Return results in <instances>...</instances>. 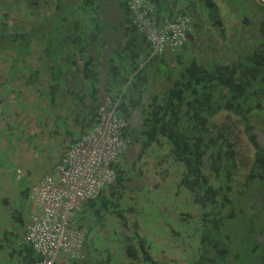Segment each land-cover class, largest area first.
I'll return each mask as SVG.
<instances>
[{"label":"crops","instance_id":"crops-1","mask_svg":"<svg viewBox=\"0 0 264 264\" xmlns=\"http://www.w3.org/2000/svg\"><path fill=\"white\" fill-rule=\"evenodd\" d=\"M3 1L8 14L3 31H26L28 38L15 49L0 50V264H33L37 256L26 241V225L38 210L31 200L32 186L53 173L66 151L88 132L105 96L114 101L127 94L129 114L122 113L132 126L143 121L144 109L151 110L155 96L171 87L164 88V82L179 75L193 60L213 70L252 55L262 39L264 5L260 0H169L164 17L189 14L193 29L186 46L152 57L149 43L135 28L127 35L124 23H101L94 33L85 34L83 41L79 39L83 34L76 33L80 24L49 22L57 13V0H40L39 4L33 0ZM61 29L74 32L70 41L64 37V47L60 46ZM105 32L109 38L103 39ZM90 59L101 63L92 69L95 81L85 74V62ZM134 82L137 89L129 93V84ZM160 88L163 91L159 92ZM130 95L134 100L141 98V103L132 105ZM136 144L132 142L118 165L127 177L124 188L118 183L117 188L105 190L78 215L79 224L87 231L86 259L68 264H145L133 229L130 234L133 222L126 209L135 200L144 206L153 190L152 178L148 190L144 177L133 173L142 165L137 161L141 145ZM158 149H148L142 160L154 163ZM160 187L150 197L155 199L154 205L157 199L169 196V188ZM154 205L149 203L150 209ZM174 216L172 219H178ZM157 222L160 235H152L149 244H154L155 250L148 252L158 251L155 260L165 264L169 228ZM142 225L138 233L145 236L148 229Z\"/></svg>","mask_w":264,"mask_h":264},{"label":"trees","instance_id":"trees-1","mask_svg":"<svg viewBox=\"0 0 264 264\" xmlns=\"http://www.w3.org/2000/svg\"><path fill=\"white\" fill-rule=\"evenodd\" d=\"M128 1L116 0L119 8L126 15L129 14V11H127ZM153 1L156 8L154 12L148 13L149 15L146 17H150L152 20H160L164 17V11L167 12L170 8L169 2L168 0ZM65 2L64 0L59 1L56 11L59 12L64 9L63 15H60V20L64 23H70L71 21L67 19L68 15L65 11L66 7H68L69 12L73 11L71 9H77L76 11H78L82 7L93 8L99 0H82L84 6H67L68 3L65 4ZM166 18L170 19V17ZM127 24L126 34L130 35L133 31L132 21L128 19ZM261 26L262 39L260 46L252 55L237 64H220L213 70L198 65L193 60L189 65L183 67V71L179 75L170 78L171 87L163 95L155 96L151 105L152 109L150 110L148 107L144 109L141 128L131 129L128 126L124 132V137L129 136L132 142L136 141L141 145L139 158H143L146 151L151 149L153 145H158L160 148L168 146L170 149L169 156L174 157L179 162L178 164L176 162V164L183 168L180 187L193 195L194 198L191 204H185L178 210L181 214H184L185 206L189 205L191 208H195V204H197L199 205L198 211L201 213L198 223V230L200 231L199 253L192 255L188 264H232L243 261V258H239L241 255L238 253L240 248L247 247L244 243V239L247 237L254 240L251 249L245 250L248 257L250 253H253V261L260 264L259 259L262 260L264 254V249L260 251L261 246L252 234L256 231V226L252 227L251 220L246 221L245 224L247 225L242 229L234 226L235 223L241 222L234 215L235 201L232 196L235 187L233 183L236 175L235 171L237 172L238 168L231 170L230 167L225 171L224 162L229 159L231 164L236 163V153L239 145L235 144L237 141L232 142L223 133L217 136L213 135V124H211L212 120L221 113L226 114L229 118H236V120L244 122V134L254 151L250 179L246 181L245 186L249 187L256 181L264 182V147L259 142L258 135L254 132L256 128L251 122L252 112L255 109L258 112L264 110V22ZM78 30H76V33ZM26 38H28V34H24L22 31H16L12 36L0 34V40L7 41L8 39L11 45H15ZM143 40L147 41L144 36ZM79 48L81 49V46ZM91 63V59L85 62V74L95 81L96 73L91 70ZM134 66L137 69V65ZM129 86V93L137 89L135 82L132 86L131 84ZM219 87H221V91ZM127 97V94H123L114 100L119 102L120 112L127 113L128 111ZM130 97L132 105L141 103V98L134 100L136 98H133V95H130ZM225 146L230 149L223 152L221 148ZM115 168L119 173L117 182L119 184L126 183L127 177H124L118 166H115ZM135 172L138 176L140 175L138 170ZM222 172H224V175H221ZM119 188H124V184ZM235 199L239 201V198ZM136 204L141 205V202L136 201ZM132 205L131 203L126 208L129 213H134L130 234H132L133 229V235L139 240L143 262L145 264H158L154 257V254L158 251L153 254L148 252L151 248L148 234L146 233L144 240L137 236L140 225H149L146 209L142 205V207L135 204L132 207ZM252 207L254 208L255 205L252 204ZM226 208L229 212L224 215ZM245 208H247V211L250 209L248 206H245ZM243 211L245 209L241 211L244 215ZM244 216L247 217V215ZM186 220L190 222V215L186 217ZM147 225H144V227ZM200 226H202V231L199 228ZM182 234L183 232H181ZM223 239L229 240L230 244ZM237 239L239 240L238 251L232 250L234 241L237 242ZM183 255L186 256V259L188 258L185 251H183ZM163 256L167 257L166 248L163 251ZM182 261L184 263L188 262L185 258ZM167 262L165 261V263Z\"/></svg>","mask_w":264,"mask_h":264},{"label":"built area","instance_id":"built-area-1","mask_svg":"<svg viewBox=\"0 0 264 264\" xmlns=\"http://www.w3.org/2000/svg\"><path fill=\"white\" fill-rule=\"evenodd\" d=\"M129 8L155 55L187 42L190 18L152 20L146 17L156 8L151 0H129ZM127 126L119 102L105 97L88 132L66 151L53 173L32 186L31 200L38 210L26 225V241L38 256L34 264H68L86 258V231L77 218L89 202L116 184L112 166L131 143L130 137H124Z\"/></svg>","mask_w":264,"mask_h":264},{"label":"rangeland","instance_id":"rangeland-1","mask_svg":"<svg viewBox=\"0 0 264 264\" xmlns=\"http://www.w3.org/2000/svg\"><path fill=\"white\" fill-rule=\"evenodd\" d=\"M73 1L71 0V3ZM2 10H4V7H2ZM0 11V13L2 12ZM91 10V11H90ZM64 11V9H62ZM87 12H90L88 15H84L81 18L80 12L77 11L75 14L68 15V19L71 20V24L76 23L80 20V30L78 32L83 35H79V39L85 41V34H92L94 33V29L100 25L101 23H110V24H122L124 23V18L122 15V12L118 8V4L116 0H99V2H96L94 4L93 8H87ZM60 14V13H59ZM58 13L51 18L55 19L53 22H58V24L62 23L60 20V15ZM63 14L61 13V16ZM0 33L1 28L4 24V16L0 17ZM51 22V21H50ZM61 25V24H60ZM59 40L60 46L64 47V44H67L66 41H70L72 38L71 34H74L73 30L69 29L68 31L66 29H61L59 32ZM70 33V34H69ZM103 39L109 38V36L106 34V32L102 35ZM64 37L66 40L64 41ZM64 39V40H63ZM1 44L3 46L6 45V41H2ZM11 46V45H10ZM7 47V46H6ZM101 63L97 60H93L91 64V70L95 69L96 67H99ZM1 67V66H0ZM104 68V66H103ZM1 76V73H0ZM170 82L166 81L164 82V88L167 86H170ZM163 88V89H164ZM163 89L160 88V91H163ZM145 104H148L147 102ZM19 108L15 109L18 110ZM20 118L15 113V120L18 121ZM252 124L255 126L254 132L258 133V139L261 145L264 147V110L262 112H258L256 109L252 112ZM211 124H213L212 127V134L217 136L220 133L225 134V136H228L232 142L237 141V145H239V148L237 149L236 153V163L231 164V160L226 159L224 162V169L225 171L230 169L234 170V168H238V171L234 178V191L232 196L234 197V215L236 219H239L241 222L238 224L235 223L234 226L242 229L243 227H246L247 224H245L246 221L251 220L252 221V227H255V232H252L255 238H257V241L259 245L261 246L260 251L264 249V182H258L256 181L254 184L250 185L249 187L245 186V183L248 179H250L251 170L253 167L254 162V151L251 149L250 144L248 143L247 136L244 134V122L242 120H236V118H229L226 114L221 113L220 115L212 120ZM137 145V144H136ZM136 147V146H135ZM230 149L228 146L221 148L223 152ZM1 152V149H0ZM173 157L171 158V161H173ZM166 162L168 160L166 159ZM179 162H177L178 164ZM168 164V163H167ZM177 164H174V177L171 180L169 186L171 187V190L169 192L168 200L163 199L162 201L160 199H157V202L155 203L154 207L152 208L153 211L151 213H147V216L152 215L149 217V220H147L146 228L148 229V239L149 241H153L151 238L153 234H156L157 236L160 235V231L157 232L155 228V220L157 219V223L159 226L163 227L164 229H168L171 225L174 224V229L176 231H179V234L177 232H174L172 230L169 231V246L166 249L167 251V258L168 262L165 264H188L191 261V256L198 254V243H199V236L200 231L198 230V223L200 221L201 213L198 211L199 205L195 204V208H191L189 205L184 207V214H181L179 218V222H174L172 218L175 216L170 213L172 212L170 209L166 210V206L164 203H168V207L171 205H174L175 207L181 208L183 206L182 200L180 197H177L175 194L177 193L176 190L180 186L177 185V181L179 182L181 180V177H179V166ZM168 168H171V166L168 164ZM224 171V172H225ZM224 172L221 173V175H224ZM252 178V177H251ZM215 179V178H214ZM255 179V177H254ZM256 180V179H255ZM232 184V183H231ZM182 191H185L183 188ZM167 193V191H165ZM189 196V203L191 204L193 201V197ZM235 198H239V201H237ZM178 202V203H177ZM188 202L186 204H189ZM196 203V202H195ZM252 204L255 205V207H252ZM245 206H248L250 209L247 211V208ZM147 208V207H146ZM145 208V209H146ZM244 216L241 211L244 210ZM147 210V209H146ZM229 211L227 208L224 210V215L227 214ZM176 212L174 211V214ZM191 217L190 222L186 220V217ZM171 217V218H170ZM245 220V221H244ZM202 231V226L199 227ZM262 229V231H260ZM181 232L183 234L181 235ZM228 232V231H227ZM228 234V233H227ZM144 235V234H143ZM244 236V235H243ZM228 244H230L229 240L223 239ZM252 238H245L244 243L247 247L240 248L239 255H241L239 258H243V261L234 262L232 264H256L255 261H253L252 256L253 253H250V256L248 257V254L245 253L246 249H251L250 247L253 244ZM180 244H179V243ZM185 244V246H183ZM184 247V248H183ZM239 247V240L237 239V242L234 241V247L231 248L232 250H237ZM244 247V246H243ZM150 249H154V244L151 245ZM157 249V248H156ZM184 249V250H183ZM155 250V249H154ZM183 251H185V254L188 256L186 259V256L183 255ZM238 251V250H237ZM258 254V253H257ZM262 254V253H260ZM185 258L187 260V263H184L182 260ZM264 254L262 255V260L259 259L260 264H264ZM263 261V262H262Z\"/></svg>","mask_w":264,"mask_h":264},{"label":"clouds","instance_id":"clouds-1","mask_svg":"<svg viewBox=\"0 0 264 264\" xmlns=\"http://www.w3.org/2000/svg\"><path fill=\"white\" fill-rule=\"evenodd\" d=\"M40 0H33L32 1V3H40L39 2ZM43 1V0H42ZM59 1H61V0H57V3H56V9H58L57 7H58V3H59ZM64 1H66L65 2V4H67V6H69V5H72V6H75V5H81V6H84L83 5V2H82V0H72L73 2L71 3V0H64ZM154 4H155V2L153 1V0H151ZM168 2H169V0H168ZM260 3L262 4V5H264V0H260ZM37 4V5H38ZM127 6H128V10L127 11H129V14L128 15H126V14H124V12H123V14H124V16H123V18H124V24H126L125 26H126V28L128 27V24H127V20L128 19H130L131 21H132V25H133V28H135L137 31H138V33H140L142 36H144L145 38H146V40L148 41V43H149V45L151 46V53H152V57H155V56H162L163 54H165L166 52H168L169 50H172V51H176V50H178V49H180V48H182V47H184V46H186V44L188 43V41H189V37H190V33H191V31H189L188 32V39H187V42L184 44V45H181V46H178V47H169V48H167V50L164 52V53H162V54H154L153 53V47H152V45H151V43H150V41L147 39V37H146V35L143 33V32H141L140 30H139V27H138V25L134 22V15H133V13L131 12V10H130V8H129V1H128V4H127ZM2 7H4V10H2ZM51 8V7H50ZM88 8V7H87ZM86 7H82L80 10H78L79 12H80V15H81V18L86 14V15H88V14H90V12H87V9ZM118 8H119V5H118ZM52 9V8H51ZM121 9V8H120ZM2 10V12L0 13V17L1 16H4V19H3V21H4V24H3V26H2V28H1V32L2 33H0V34H4L5 36H12L13 34H14V32L12 33V34H8V33H6V32H4L3 30L6 28V26H7V23H8V14H7V8H6V6H5V2L3 1V0H0V11ZM71 10H73V11H71V12H69V10H68V7H66L65 8V11H66V13L69 15L70 14V16H71V14H75L77 11V9H71ZM63 12L64 11H59V12H57L59 15H61V13L63 14ZM75 12V13H74ZM56 13V14H57ZM55 14V15H56ZM52 16H54V15H51L50 16V18H49V22L51 21V22H53L55 19H53V18H51ZM179 17H184V18H190L191 20H192V29H193V25H194V20H193V18L189 15V14H185V13H182V14H178V15H176V16H174V17H170V19L169 20H174V19H176V18H179ZM81 18H80V20H81ZM1 19V18H0ZM68 19V18H67ZM164 19H168V18H165V17H163L162 19H160V20H158V19H156L157 21H163ZM80 20L78 21V22H76V23H80ZM71 21V20H70ZM72 22V21H71ZM70 22V23H71ZM62 23H64L63 21H62ZM126 28H125V33H126ZM23 33H25L26 31H22ZM79 33V32H78ZM4 41H6V40H4ZM1 42H2V40H0V50H3V49H15V48H17L19 45H20V42L19 43H17V44H15V45H11V42L7 39V41H6V45L5 46H3V44H1ZM11 45V46H10ZM7 46V47H6ZM13 46V47H12ZM10 53V52H9ZM92 64V63H91ZM131 84V83H130ZM106 98H110L109 96H105ZM111 99V98H110ZM112 100V99H111ZM113 101V100H112ZM117 102V101H116ZM103 103V102H102ZM101 103V104H102ZM100 104V105H101ZM100 107V106H99ZM99 109V108H98ZM98 112V111H97ZM121 114L124 116V114L121 112ZM97 115V114H96ZM95 118H96V116H95ZM124 118L127 120V118H126V116H124ZM143 119V118H142ZM95 120V119H94ZM127 122H128V126L131 128V129H134V128H136V129H140L141 128V126H142V124H143V121H140L139 123H137L136 125H133L132 126V124H129V121L127 120ZM93 123V122H92ZM127 126V127H128ZM126 127V128H127ZM83 136V135H82ZM81 136V137H82ZM81 137L79 138V140L81 139ZM127 137H129V136H127ZM131 139V138H130ZM132 145V139H131V143H130V145H129V147ZM138 145V144H137ZM155 146H158V145H153L152 146V148H154ZM129 147H128V150H129ZM159 147V146H158ZM126 152H127V150H126ZM125 152V153H126ZM169 152H170V149L168 148V146H164V147H159V149H158V151L156 152V153H154L155 154V162L153 163V162H151V161H149V162H144L143 160H142V158H139V156H138V158H137V161H138V163H140V164H142L141 166H140V168H139V172H140V177L142 178V177H144V179H145V182H146V187H149L148 186V181H149V179H151L152 178V184H151V186L153 187V190L151 191L150 190V194L149 195H147V198L144 200V208H146L147 210H145V212L146 213H151L152 212V209L150 210V206H149V203H150V205L152 204V205H154V203L153 202H155V199H152V200H150V197H151V195H152V193L155 191V189H156V187H158V186H161L160 187V189L161 188H164V187H167V188H169V192H170V190H171V187L169 186V184H170V182H171V180L173 179V175H174V164H176V162H178L174 157H173V161H171V158H172V156H169ZM125 153H123V154H121L119 157H118V162L117 163H115L114 164V166H112L113 168H114V170H115V172H116V174H117V179H116V184L112 187V188H108V190H110V189H114V188H117V187H115L119 182H117V180H118V176H119V173H118V171L116 170V168H115V166H118L119 165V163H120V159L123 157V155L125 154ZM166 159L168 160V162H166ZM171 166V168H168V164ZM183 168H179V177H181V175H182V173H183ZM136 170L134 169V175L135 174H137L136 172H135ZM175 175H176V173H175ZM182 178V177H181ZM180 182H181V180L178 182L177 181V185H175V186H180ZM150 188V187H149ZM149 188H148V190H149ZM182 188L181 187H179V188H177V190H176V196L177 197H180V199L182 200V203H183V205H185L187 202L189 203V196H188V192L187 193H185V191H182L181 190ZM105 190H107V189H105ZM104 190V191H105ZM104 191H103V193H104ZM103 193H102V195H103ZM190 194V193H189ZM101 195V196H102ZM197 195V194H196ZM100 196V197H101ZM191 197H193L194 198V196L193 195H190ZM166 197H167V199L166 200H168V195H166ZM97 200V199H96ZM136 201L137 200H135L134 202L132 201V204H136ZM141 202V201H140ZM178 203V202H177ZM165 206L167 207L166 209H171V213H170V215H174V211L176 212L175 214H177V216H178V219H173L174 220V222H179V218H180V216H182L181 215V212L178 210V207H175L174 205H171V206H174V207H168V203H166L165 204ZM152 208H153V206H151ZM139 209V208H138ZM138 209H136V210H138ZM135 210V211H136ZM134 211V212H135ZM133 214L134 213H129V220H130V222H132V219H133ZM148 217H150V216H148ZM171 218V217H170ZM77 221H78V218H77ZM78 225H79V227H81V228H83V229H85L84 227H82L80 224H79V222H78ZM170 230H172V231H174V232H179L180 230H178V231H176L175 229H174V224L173 225H171L170 227H169V231ZM85 231H86V229H85ZM137 235H140L141 237V239H143L144 240V236H142L141 234H139V233H137ZM86 236H87V231H86ZM138 243H139V240H138ZM85 246H86V243H85ZM33 249V248H32ZM33 251H34V249H33ZM35 252V251H34ZM36 254V253H35ZM36 256H37V254H36ZM37 258H38V256L36 257V259H35V261H34V263L37 261ZM86 259V258H85ZM84 259V260H85ZM82 261V260H81ZM33 263V264H34Z\"/></svg>","mask_w":264,"mask_h":264}]
</instances>
